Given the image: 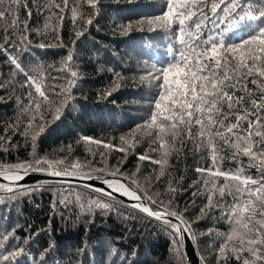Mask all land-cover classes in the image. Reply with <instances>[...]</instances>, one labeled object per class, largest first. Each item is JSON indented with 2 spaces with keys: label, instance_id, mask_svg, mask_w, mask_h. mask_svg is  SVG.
<instances>
[{
  "label": "snow or ice",
  "instance_id": "obj_1",
  "mask_svg": "<svg viewBox=\"0 0 264 264\" xmlns=\"http://www.w3.org/2000/svg\"><path fill=\"white\" fill-rule=\"evenodd\" d=\"M83 2L89 8L98 9L99 0ZM4 3L5 0H0V21L4 22L0 27L4 40L0 50L14 66L13 75H25L22 87L29 89L27 104H20L17 122L6 128L5 132L7 134L15 128L16 133L26 140L30 137L33 153L28 161L0 162V193L11 201L29 195L36 189L26 188L22 182L26 176L37 172L52 177L99 180L105 188H97L90 183L83 185L90 192L99 193L98 197L85 200L80 192H74L69 187L54 192L53 206L62 204L67 207L73 203L74 197L85 211H113L111 201L115 199L114 194L129 198L133 201L131 207L164 226V230L173 237L174 255L179 264H185L186 257L180 249L186 234L193 241L197 239L193 230L195 222L187 219L186 210L181 211L174 206L173 199L165 202L160 199L159 193L150 195L133 179L135 173L126 176L119 166L115 169H98L80 162L69 163L66 159L53 160L36 154L38 138L62 119L70 105L72 89L79 79L78 66L74 50L70 49L61 60L62 67L55 69L57 75H51L43 65L31 70L40 73V76L26 71L19 56L21 52L31 50L32 41L26 34L29 32L27 21L23 30L20 28L19 14L23 8L31 17L29 0H7V8L2 7ZM45 7L63 21L64 17L59 13L68 9L69 0H63V6L56 0H49ZM71 11L74 24L78 14L83 18L78 5H73ZM9 17H12L11 23H8ZM94 19L95 16L88 18L83 30L76 31L75 36H83ZM145 22L150 31L159 29L172 33L175 25L178 24L179 28L175 29L174 43L169 46L171 59L167 66L157 68L153 63L151 70L141 76L142 80L148 81L149 88L154 89L149 101L150 120L145 121L143 127L155 130L153 143H157L158 148L152 151L159 155L153 159L148 154H142L138 159H149L160 165L159 175L155 178L159 180L166 175L169 157L180 151L177 144L183 146L185 134L190 140L198 141L197 149L206 151L211 161L207 167L196 168L207 199V204L201 208V216L219 210L220 218L228 224L227 232L217 234L222 242L216 249V264H232L233 261L235 264H264V0H165L161 13L141 18V23ZM117 27L124 35L132 30L131 22ZM14 35L19 36L18 41L13 39ZM176 43L181 46L179 50ZM48 46L43 43L38 45L41 49ZM48 67L52 68L51 65ZM64 71L70 75L61 77L59 73ZM62 79L67 80V86L59 83ZM249 83L255 85V89L248 87ZM12 86L11 82H0V89ZM105 95L111 96L112 91ZM49 116L51 119H48ZM25 118L27 123L21 131ZM148 135H153V132L149 131ZM5 139L11 143L7 135L0 137V143ZM82 140L86 144L103 145L109 150L116 148L93 137L84 136ZM121 141L126 147L121 146L116 150L127 155L135 144L123 136ZM99 155L104 158L106 154L100 152ZM126 155L121 164L126 160ZM245 157L246 164L243 161ZM226 160L234 162L235 168H224ZM250 169H255V175L249 172ZM220 178H223V183H218ZM178 185V181H171L168 191H181ZM197 194L193 192L194 196ZM205 234L212 235L211 231ZM11 239H15L13 232L0 234V249H3L0 251V264H28L26 259H20L29 255L26 248L17 246L7 251L6 242ZM52 247L54 245L41 253L39 264H46L47 254ZM124 259L127 260V257ZM32 260L36 264V258L32 257ZM132 264H135L134 260ZM202 264L210 262L203 260Z\"/></svg>",
  "mask_w": 264,
  "mask_h": 264
},
{
  "label": "trees",
  "instance_id": "obj_2",
  "mask_svg": "<svg viewBox=\"0 0 264 264\" xmlns=\"http://www.w3.org/2000/svg\"><path fill=\"white\" fill-rule=\"evenodd\" d=\"M56 2L63 6V0ZM48 3L49 0H29L30 18L26 10H20V28L23 30L27 21L29 32L26 34L32 41L31 50L20 53L22 67L40 76V73L31 70L43 65L55 76V69L62 67L61 60L71 49L75 53L79 79L72 89V99L62 119L38 138L36 154L53 160L66 159L69 163L80 162L98 169H115L119 166L126 176L135 173L133 179L150 195L159 193L160 199L166 202L171 198L175 207L186 210L187 219L195 222L193 230L197 239L193 243L200 264L203 260L216 264V249L222 242L217 234L227 232L228 224L220 218L219 210L201 216V208L207 204V199L196 168L207 167L211 163L207 152L198 150V141L190 140L185 134L183 146L177 144L180 151L169 157L166 175L159 180L155 178L159 175L160 165L149 159H138L142 154H148L153 159L159 155L152 151L158 148V144L153 143L155 130L143 127L144 122L150 120L149 101L154 89H150L148 81L142 80L141 76L151 70L153 63L157 68L167 66L171 59L169 46L174 43L175 29L179 28L178 24L175 25L172 33L159 29L150 31L146 22L141 23V18L160 14L165 0H99L98 9L89 8L83 0H69L68 9L59 13L64 17L63 21L48 11L45 7ZM73 5H78L79 12L83 13V18L77 15L75 24L71 11ZM2 7H8L7 0ZM92 16H95L93 24L83 36L77 38L75 32L82 31L85 21ZM11 20L12 17H9L8 23ZM129 22L132 30L127 35L121 34L117 26ZM3 24L0 21V27ZM13 39L18 41L19 36L14 35ZM3 43V32H0V44ZM41 43L49 46L41 49L38 47ZM61 44L63 46H58ZM180 47L176 43L177 50ZM13 74L14 66L0 50V82H11L13 85L0 89V97H3L0 100V137L7 135L11 140L10 144L8 139L0 143V162L4 163L28 161L33 153L30 137L26 140L16 133L15 128L7 134L5 132L6 128L17 122L20 104H27L29 91L22 87L25 75ZM59 75L65 77L70 74L64 71ZM59 83L67 86L66 79ZM248 87L255 89L256 86L249 83ZM108 91H112L111 96L105 95ZM26 123L25 118L21 131ZM149 131L153 135H148ZM84 136L115 145L116 148L126 147L122 145L123 136L135 147L129 149L126 155L116 148L109 150L103 145L86 144L82 140ZM100 152L106 154L104 158L99 155ZM125 155L126 160L121 164ZM243 161L246 164L247 158H243ZM235 166L234 162L227 160L223 165L224 168ZM249 172L255 175V169ZM171 181H178L182 190L170 193L168 188ZM218 183H223V178ZM25 187L36 191L16 201L5 199V194L0 193V234L13 232L15 239L6 242L7 251L17 246L26 248L29 255L20 259H26L28 264H33L32 257L39 264L41 253L50 245L54 247L47 254L46 264H132L133 260L135 264H179L173 251V237L164 230V226L123 203L112 200L113 211L93 209L88 212L72 197L73 203L69 206L56 204L54 207V192L69 187L74 192H80L85 200L100 194L73 186ZM193 192L198 194L194 196ZM102 199L108 200L107 197ZM209 231L212 235L205 234ZM180 252L185 256L183 248Z\"/></svg>",
  "mask_w": 264,
  "mask_h": 264
},
{
  "label": "water",
  "instance_id": "obj_3",
  "mask_svg": "<svg viewBox=\"0 0 264 264\" xmlns=\"http://www.w3.org/2000/svg\"><path fill=\"white\" fill-rule=\"evenodd\" d=\"M24 186H36V185H61V186H73V187H81L84 188V184H92L97 188H105L106 186L103 185L99 180H92V181H86L81 180L79 177H52L49 176L47 173L37 172V173H31L28 176L25 177V180L22 182ZM115 199L119 202L123 201V204L131 209H134L145 216L147 214L143 213L137 208L131 207V204L133 201H131L129 198L120 196L119 194H114ZM149 217V216H147ZM153 220H155L152 217H149ZM156 221V220H155ZM158 222V221H157ZM183 251L187 260V264H200V259L198 257L196 248L194 246L193 240L188 238V235L186 234L185 239L183 240Z\"/></svg>",
  "mask_w": 264,
  "mask_h": 264
}]
</instances>
